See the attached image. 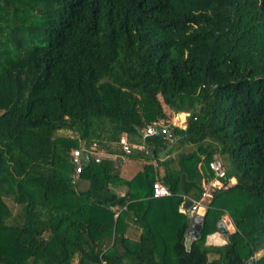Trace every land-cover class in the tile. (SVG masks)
Returning a JSON list of instances; mask_svg holds the SVG:
<instances>
[{"label": "trees", "instance_id": "16d2710c", "mask_svg": "<svg viewBox=\"0 0 264 264\" xmlns=\"http://www.w3.org/2000/svg\"><path fill=\"white\" fill-rule=\"evenodd\" d=\"M156 122L173 136L145 137ZM123 135L147 149L128 155L143 161L132 178L93 158L74 176L75 148L122 154ZM220 155L235 169L187 249L185 203ZM157 180L171 196H153ZM227 214L237 231L211 242ZM263 251L264 0H0V264H264Z\"/></svg>", "mask_w": 264, "mask_h": 264}, {"label": "built area", "instance_id": "2783aa9c", "mask_svg": "<svg viewBox=\"0 0 264 264\" xmlns=\"http://www.w3.org/2000/svg\"><path fill=\"white\" fill-rule=\"evenodd\" d=\"M173 123L177 126L186 127V119L181 122V124H178L177 122L173 121ZM145 137L149 136H155V135H165L171 138L173 136L172 132L169 129L168 125H164L162 123H153L148 125L145 130L144 134ZM119 145L121 146L124 153L117 154L108 152L102 148L99 147V145L96 142H93L90 146H82L80 148H75L72 151L71 160L74 165V176L78 178L81 174V172L84 169V166L86 165V155H89L90 160L93 158L97 163H100L104 160H110L113 162H116L119 159H122L125 161L129 154H131L135 149L139 150H146L145 145L143 144H134L130 142L127 135L121 136L119 139ZM211 168L215 171L216 178L213 179L209 184V187H205V192L203 193V197L199 201L192 200V204L190 207H186L185 203V210L189 212L190 216L192 217L193 214L199 209L201 205H206L205 200L209 198L212 195V190L215 188H219L223 185L221 178L226 176V170L224 167L223 162L221 161L219 156H216L214 160L211 162ZM153 196L156 198L160 197H168L172 195V191L160 180H157L154 183L153 188ZM187 202V201H186ZM113 209L115 207L112 206ZM100 264H112L107 262L105 259H102Z\"/></svg>", "mask_w": 264, "mask_h": 264}, {"label": "water", "instance_id": "95a60500", "mask_svg": "<svg viewBox=\"0 0 264 264\" xmlns=\"http://www.w3.org/2000/svg\"><path fill=\"white\" fill-rule=\"evenodd\" d=\"M142 134H144V131H142ZM164 156H166V152H161L160 157L164 159ZM86 165L90 162L89 155H86ZM192 204V200L188 199L186 202V207H190ZM207 212V206L201 205L199 209L193 214L190 221V227L187 231V237H186V247L187 249L191 248V244L194 240L198 239L200 237V232L202 230L204 217ZM220 231L223 233L225 237L229 236L230 234L237 231L236 225L234 224L231 216L229 214L225 215L222 220L218 223ZM247 264H256L254 259H250Z\"/></svg>", "mask_w": 264, "mask_h": 264}, {"label": "crops", "instance_id": "0c3cea01", "mask_svg": "<svg viewBox=\"0 0 264 264\" xmlns=\"http://www.w3.org/2000/svg\"><path fill=\"white\" fill-rule=\"evenodd\" d=\"M185 114L187 115L188 113H185ZM167 156L168 154L166 153V156H164V158H166ZM120 160H121V174L125 178H129V179L132 178L135 175V173H137V171H139V169L143 166V163H140L138 160H134L129 157H127L125 161H123L122 159H119L116 162H119ZM236 182H237L236 177H233L230 181L231 184H235ZM208 185L209 184H204V187H209ZM117 191L122 195L125 193V189L122 187L118 188ZM212 192H214V190H212ZM213 237L214 238L210 240L211 242H214L217 244L225 242V236L223 235L222 232L214 235Z\"/></svg>", "mask_w": 264, "mask_h": 264}, {"label": "rangeland", "instance_id": "374dc122", "mask_svg": "<svg viewBox=\"0 0 264 264\" xmlns=\"http://www.w3.org/2000/svg\"><path fill=\"white\" fill-rule=\"evenodd\" d=\"M179 116H180V115H176L175 117H173L172 120L175 121V122H177L178 124H181V122H183V120L178 119ZM186 118H187V116H186ZM185 125H186V124H185ZM64 134H69V132H65ZM219 157H220L221 161L223 162L224 167H225L227 170H230V171H231L232 169H235V166H234L232 160H231L228 156L220 155ZM138 161H139L140 163H143V161H141V160H138ZM208 184H209V183H208ZM208 186H210V184H209ZM10 205H12L11 202H10ZM12 219H13V218H11L10 222L13 223ZM263 252H264V251H263Z\"/></svg>", "mask_w": 264, "mask_h": 264}, {"label": "bare ground", "instance_id": "6f19581e", "mask_svg": "<svg viewBox=\"0 0 264 264\" xmlns=\"http://www.w3.org/2000/svg\"><path fill=\"white\" fill-rule=\"evenodd\" d=\"M186 116L187 115L185 113H181L178 119H181L184 121L186 119Z\"/></svg>", "mask_w": 264, "mask_h": 264}]
</instances>
